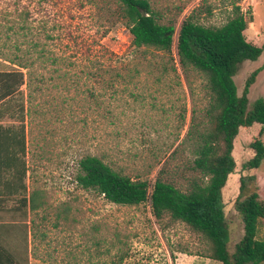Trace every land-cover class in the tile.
Wrapping results in <instances>:
<instances>
[{
  "label": "rangeland",
  "instance_id": "rangeland-1",
  "mask_svg": "<svg viewBox=\"0 0 264 264\" xmlns=\"http://www.w3.org/2000/svg\"><path fill=\"white\" fill-rule=\"evenodd\" d=\"M149 1L161 24L175 29L173 56L136 51L118 0H0V24L11 25L14 11L27 10L35 31L50 33L47 42L37 38L34 58L46 46L64 60L57 67L38 62L32 83L28 79L24 86L27 193L36 194L41 208L26 218L19 197L4 198L0 205V242L22 264H221L205 257L210 244L189 226L169 217L158 221L150 202L115 205L77 182L79 161L87 155L151 185L161 177L185 190L189 180L201 176L192 168V137L210 123L211 94L202 73L180 68L177 39L191 15L206 26L223 25L230 0ZM240 5L253 15L246 40L263 48L261 57L243 63L235 77L242 95L249 76L262 69L250 88L252 104L264 99V0ZM6 9L12 16L3 14ZM0 35L2 71L7 69L3 53L13 57L14 50L4 48L7 35ZM14 43L28 46L22 35L8 40ZM121 62L134 70L119 76L99 69L102 63ZM261 128H241L234 142L236 168L223 189L231 251L243 236L235 209L242 176H256L264 203V161L258 169L245 167L254 156L251 144L264 142ZM258 239L264 240V219Z\"/></svg>",
  "mask_w": 264,
  "mask_h": 264
},
{
  "label": "trees",
  "instance_id": "trees-1",
  "mask_svg": "<svg viewBox=\"0 0 264 264\" xmlns=\"http://www.w3.org/2000/svg\"><path fill=\"white\" fill-rule=\"evenodd\" d=\"M123 16L133 37L136 51L154 49L173 56V26L161 24L157 12L149 0H118ZM241 0H230L228 20L221 26H206L193 15L185 19L177 39V56L183 71L193 69L202 73L211 94L208 110L210 123L192 137L195 159L193 169L200 177L189 180L185 190L158 177L154 184L133 179L115 170L102 158L87 155L79 161L78 185L86 191H94L109 203L119 206H139L150 202L152 215L161 221L169 217L183 223L202 236L210 244V254L205 257L221 264H264V240L258 239L259 224L264 219V203L260 201L256 176L240 178L239 196L235 209L243 225V236L230 250V228L223 202V189L234 173V142L241 128L262 126L264 135V99L250 103V88L262 69L254 71L246 81L242 95L238 93L235 77L245 62L257 61L263 48L246 40L245 31L252 22V11L243 12ZM6 9L4 15H10ZM13 23L0 24V32L7 35L4 48L14 50V56L4 55V68L0 71V205L4 198L19 197V210L28 218V212L38 214L41 205L36 194L27 193V96L24 86L32 83L34 69L41 61L45 67H57L63 59L50 55L46 46L37 58L33 52L41 38L48 41L50 33L42 29L36 32L29 23L27 10L14 11ZM13 12V13H14ZM14 15V14H13ZM22 35L28 46L8 40ZM1 38V35H0ZM1 40V39H0ZM36 40V41H35ZM40 42V43H39ZM19 53H22L20 55ZM101 71L134 70L131 64L102 63ZM11 124H3L4 121ZM251 148L254 156L245 167L258 169L264 161V142L256 139ZM2 187V189H1ZM0 264H22L0 242Z\"/></svg>",
  "mask_w": 264,
  "mask_h": 264
}]
</instances>
